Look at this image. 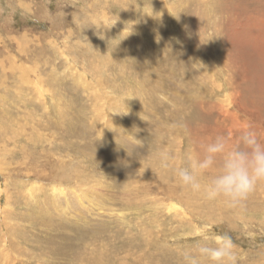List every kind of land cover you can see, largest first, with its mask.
<instances>
[{"label": "rangeland", "instance_id": "1", "mask_svg": "<svg viewBox=\"0 0 264 264\" xmlns=\"http://www.w3.org/2000/svg\"><path fill=\"white\" fill-rule=\"evenodd\" d=\"M245 129L264 0H0V264H182L204 228L264 264V183L226 207L159 159Z\"/></svg>", "mask_w": 264, "mask_h": 264}, {"label": "clouds", "instance_id": "2", "mask_svg": "<svg viewBox=\"0 0 264 264\" xmlns=\"http://www.w3.org/2000/svg\"><path fill=\"white\" fill-rule=\"evenodd\" d=\"M159 159L162 166L172 167L181 186L205 200L222 201L226 207L241 206L264 183V143L247 129L236 143L217 135L199 151H185L182 164L173 163L166 152ZM210 230L204 228L192 238L193 246L178 250L182 264H238L232 236Z\"/></svg>", "mask_w": 264, "mask_h": 264}]
</instances>
